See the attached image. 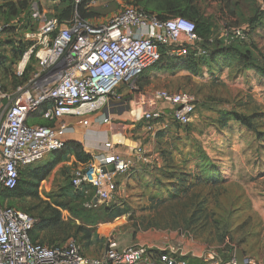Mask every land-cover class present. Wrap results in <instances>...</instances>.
<instances>
[{"label":"rangeland","instance_id":"obj_1","mask_svg":"<svg viewBox=\"0 0 264 264\" xmlns=\"http://www.w3.org/2000/svg\"><path fill=\"white\" fill-rule=\"evenodd\" d=\"M18 1L0 0V26L10 28L0 37V53L10 57L8 66L13 65L11 43L21 48L28 42L27 32L37 27L30 12L33 0H28L27 9L18 17L9 18L5 4ZM37 1L50 15L59 14L60 0ZM86 1L83 8L86 13L82 14L81 6L78 12L95 23L109 20L127 6H135L132 0ZM241 3L243 20L223 15L217 4L207 7V12L214 23L213 42L221 40L229 46L237 38L226 41L229 22L237 26L232 29L246 32L247 46L232 47L228 54H219L213 61L204 60L196 70L170 67L183 57L167 52L142 77L144 86L155 79L160 85L158 89L193 94L196 111L187 126L173 122L167 111V121L163 122L169 131L157 129L155 145L160 149L162 162L153 168L144 167L140 181L130 184L133 196L130 205L126 203L130 209L128 223L120 233L129 245L173 250L179 255L199 258L203 264H239L236 251L240 248L246 264H264V0H241ZM76 10L75 6V13ZM182 41L190 52L194 46L185 37ZM198 46L205 48L200 42L195 48ZM208 48L210 54L216 49ZM242 52L248 53L246 57ZM31 63L35 67L37 61ZM15 66L8 80L2 78L12 93L22 85L15 83ZM88 168L89 164L83 170ZM23 177L24 174L21 181ZM61 192L62 186L56 180L49 191L43 192V198H26L13 205L28 209L39 222V214L52 213L45 210L47 203L54 207L57 203L80 205L74 200L76 193ZM10 203L8 200L4 204ZM59 209L63 218H70L68 210ZM98 214L102 219L98 232L101 242L91 247L84 232L72 237L81 243L88 260L101 258L109 239L120 240L119 232L112 230L113 225L102 226L108 222L107 215ZM138 233L142 239L131 241ZM99 251H103L100 256L96 255Z\"/></svg>","mask_w":264,"mask_h":264},{"label":"built area","instance_id":"obj_2","mask_svg":"<svg viewBox=\"0 0 264 264\" xmlns=\"http://www.w3.org/2000/svg\"><path fill=\"white\" fill-rule=\"evenodd\" d=\"M84 1L74 0L76 5ZM31 14L37 27L25 36L31 45L15 72L23 76L32 55L37 64L14 93L5 90L0 80V194L18 185L22 169L40 162L48 153L65 149V134L71 129L64 121L66 116L81 117L83 124L89 125L93 114L128 107L133 118L147 121L151 129L153 121L161 118L167 108L175 123L187 126L191 122L196 111L193 94L165 89L145 91L139 80L160 61L163 46L169 47L171 55L187 56L189 48L183 37L197 55L209 54L206 48H195L200 38L193 20L184 16L162 20L142 8L127 6L101 23L82 17L78 11L60 21L37 0L32 1ZM3 29L0 26V37ZM230 30L226 41L233 37L245 39L244 30ZM34 116L52 124L32 123ZM109 121V116H104L103 122ZM93 160L87 171L78 170L72 178L75 187L90 183L95 188L98 202L91 201L87 207L112 201L118 191L117 176L139 166L160 165L162 155L148 154L146 147L138 145L128 155L115 153L91 164ZM109 164L115 171L103 173L102 167ZM35 223L27 212L3 206L0 201V264H140L148 260V250L153 247H122L109 239L103 256L88 260L74 238L62 246L34 243L30 231ZM169 253L162 256L168 264H186L172 256L178 252Z\"/></svg>","mask_w":264,"mask_h":264},{"label":"trees","instance_id":"obj_3","mask_svg":"<svg viewBox=\"0 0 264 264\" xmlns=\"http://www.w3.org/2000/svg\"><path fill=\"white\" fill-rule=\"evenodd\" d=\"M218 1H221L222 3H226L224 6L220 5V9L223 10V15L228 16L229 14L230 16L229 18L232 19L233 15L236 14V6H237L236 3L233 4L232 0H218ZM86 2L87 1H84L81 4L76 5L74 0H60V5L58 6L59 14L52 16L57 17L60 21L68 20L74 16L75 6L77 8L76 11H78V9L81 6L80 10L82 14H84L86 12L85 9L83 8L86 5ZM132 3H135L136 7L142 8L150 13L155 14L158 18L162 20L175 16H184L193 20L196 23V32L198 34V37L200 38L201 45L204 46L209 52H210V49L208 48L209 46L216 47V49L214 48L215 50L211 54L209 53L208 55H201L203 56L201 57L200 55H197V51H195L194 48L191 46V51L187 54V56L183 57L181 62L171 64L170 67L173 68L182 67L186 69L196 70V68L204 60L213 61L215 57L218 56L219 54H228L231 51L232 47L235 46L239 47V45L247 46V42L244 41L246 39H242L239 37L232 39V44L233 43L235 44L234 46L232 44H231L232 46L231 45L226 46L223 44V41L221 40H216V42L214 41L215 42L214 43L213 20L207 19L204 16L203 6L200 3L196 2V0H132ZM5 5L6 7H8L10 11L9 18H15L18 17L21 12L27 9L28 0H20L17 3L10 2V3H6ZM31 5L32 2L30 4V12H31ZM225 10H228L229 13H227ZM82 14L80 13L82 17L87 18ZM226 27H228V29H232V27H237V26H235V24L233 25V23L231 24L228 22V25ZM9 30L10 28L8 26H5L3 29L4 31L3 33H8ZM11 44L13 45L12 46L13 51L11 52L12 53L11 65L13 64L12 66H8L6 64L7 61L10 59V57L0 53V80L3 82L5 90H7V85L5 84L2 78L8 80L10 76H12V71H13L11 70L12 67L15 66V64L21 60L24 53L28 50V48L31 45L30 42H27L23 46H21V48H19V46L15 45V43L12 42ZM221 45H223V48L222 47L219 48ZM168 50L169 47L163 46L161 48L162 58L160 60L163 59V56L168 54L167 53ZM244 54L245 53L242 52V56L246 57L248 53H246L245 55ZM32 60H36L34 55L31 56L30 63L28 64L23 76H18L14 71L13 76L15 78L16 84L18 83L24 84L29 79L32 71L34 70V67L31 63ZM146 72L147 70L141 75L139 80V85L141 89L145 88L144 83L142 81V77ZM238 118L242 119L241 116H238ZM39 123L43 125L52 124L47 120H45V122H39ZM70 145L73 147L76 157L79 161L88 162L90 159H92L91 155L84 153L83 146L81 145V143L73 142ZM66 146H67V142H66ZM51 171H52V167L36 168L34 170H28L27 168L22 169L20 172L21 174L18 185L14 189H7L1 192L0 194L1 204L3 206H7L4 203L5 201L9 200L11 201L10 205H8L9 207H14L16 209L22 210L30 214L32 217H35L34 214H32L28 209L26 211L14 206L13 204L18 200L24 201V199L26 198L40 199L41 198L39 194L40 183L50 175ZM22 174H24L23 177L24 179L21 181ZM62 189H63V192H61L62 194L67 193L68 191L76 193L77 195L74 200L76 202H79L80 205L71 207L65 203L64 204L57 203L56 207H54L50 203H47L45 210L49 209L51 210L52 213L46 214L42 212L41 214L38 215L40 221L39 222L36 221L34 228L30 231V236L31 239L34 241V243H41L47 246H62L68 239L75 237V235L77 236V234L80 232H84L86 238L88 239V243L90 244L93 231L96 228L95 226L99 224L100 220H102L100 219L101 216L98 214L99 212H103L107 215L106 220H110L123 213V210H121V208H116L115 206H108V203H102L100 206L98 204L96 207H87L85 204L87 202L93 201L95 196V188L90 183H82L79 187H75L71 180V182L69 183V189L68 188L66 189L65 187H63ZM85 191H88V193H86ZM90 195H93L91 199L88 198ZM59 208L68 210L71 214L70 218L64 219L62 216V212ZM74 239L81 245V243L76 238ZM166 254L170 255V253L167 250L150 248L148 250L147 257L157 258V259L160 258L161 262H163L164 264H168V262L162 259V256ZM172 256L176 259L177 262L185 261L186 264H203L202 260L196 257H192L188 255L182 256L179 254H173Z\"/></svg>","mask_w":264,"mask_h":264},{"label":"crops","instance_id":"obj_4","mask_svg":"<svg viewBox=\"0 0 264 264\" xmlns=\"http://www.w3.org/2000/svg\"><path fill=\"white\" fill-rule=\"evenodd\" d=\"M233 4L236 3V14L233 15L232 19H244L243 16V8L241 0H232ZM196 2L200 3L204 9V16L207 19H212L209 12H207V7L211 4H217L224 6L226 3H222L218 0H196ZM227 11V10H225ZM228 13V12H227ZM235 16V17H234ZM242 17V18H240ZM245 21H248L245 20ZM160 85L155 82V79L148 82V85L145 86V91H150L153 89H158ZM162 88V87H161ZM127 94V90L125 91ZM159 105V104H158ZM162 108H165L164 104H161ZM167 108L164 109L165 117H161L153 121V128H148V123L145 120H136L130 115L129 108H120L116 110H112L111 112L102 111L90 116V124L84 125L83 119L81 117L75 116H66L64 117V121L70 126V130L65 134V141L67 142V146L64 150L55 153H48L43 160L40 162L30 166L27 168L28 170H34L36 168H45L52 167V171L50 175L44 179L39 186V194L43 198L44 191H49L54 185V182L57 180L62 188L65 187L69 189V183L75 175V172L78 170H83L84 167L89 164L90 160L97 159L100 161L104 158H109L111 155L115 153H121L124 155L130 154L134 147L138 145H143L148 150V154H155L160 152L159 147L155 145V133L157 129L169 131L167 130V124L163 121H167ZM104 116H109L110 121L108 123L103 122ZM31 122L39 123L45 122L44 119L40 118V116H34L31 118ZM174 122V121H173ZM157 127V128H156ZM117 138V140H116ZM73 142L81 143L83 146V151L85 154H89L92 156L88 162H81L77 159L76 154L74 152L73 147L70 145ZM161 153V152H160ZM144 167L150 168L149 166H139L135 171L117 176L118 183V191L114 198V200L108 203V206H115L116 208H121L123 213L118 215L108 222L103 223L102 226L113 225V231L119 232L120 240L118 241L121 246H128L129 242L126 241V238L120 237V233H123L126 230V225L128 221L126 218L130 213V209L126 208V203L131 201V197L133 196L130 192V184L133 182H139L142 176L141 173L144 170ZM134 188V187H132ZM72 190V189H71ZM88 193V191H85ZM131 193V194H130ZM47 195H49L47 193ZM129 199V200H128ZM95 200V196L93 201ZM89 203V202H87ZM86 203V204H87ZM85 204V205H86ZM101 203H99V206ZM87 206V205H86ZM66 219V218H64ZM100 224H97L93 231L92 239L90 246H94L95 244L101 242L99 238V230ZM126 233V232H125ZM135 234V233H134ZM135 237V235H134ZM140 233L136 234L135 239L132 238L131 241L138 242L141 240ZM154 247H152L153 249ZM159 250H165V248L156 247ZM102 252H97L96 255L100 256ZM142 264H164L160 261V258H148L147 261Z\"/></svg>","mask_w":264,"mask_h":264},{"label":"water","instance_id":"obj_5","mask_svg":"<svg viewBox=\"0 0 264 264\" xmlns=\"http://www.w3.org/2000/svg\"><path fill=\"white\" fill-rule=\"evenodd\" d=\"M102 171L103 173H111V172H114L115 171V167L113 164H109V165H106V166H103L102 167ZM94 202H98V197L95 198ZM236 258H237V262L239 264H246L247 263V260L244 258V253L242 251V249H237L236 251Z\"/></svg>","mask_w":264,"mask_h":264}]
</instances>
